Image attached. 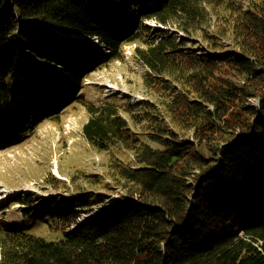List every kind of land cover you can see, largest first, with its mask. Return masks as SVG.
Wrapping results in <instances>:
<instances>
[{
  "label": "trees",
  "instance_id": "16d2710c",
  "mask_svg": "<svg viewBox=\"0 0 264 264\" xmlns=\"http://www.w3.org/2000/svg\"><path fill=\"white\" fill-rule=\"evenodd\" d=\"M195 33L206 49L185 46ZM130 43L160 107L85 94L90 72ZM75 103L91 146L135 152V165L112 163L122 203L79 221L106 193L59 197L49 239L0 223V264H264V0H0L1 132L23 139ZM137 108L159 146L120 112Z\"/></svg>",
  "mask_w": 264,
  "mask_h": 264
},
{
  "label": "rangeland",
  "instance_id": "374dc122",
  "mask_svg": "<svg viewBox=\"0 0 264 264\" xmlns=\"http://www.w3.org/2000/svg\"><path fill=\"white\" fill-rule=\"evenodd\" d=\"M145 22L152 28L162 26L154 20ZM167 28L184 37V32L175 25H168ZM195 34L185 46L197 52L206 49V42L198 33ZM84 39L98 46L97 38L88 36ZM137 45L126 44L123 48L124 59L112 60L90 72L85 78L84 88L90 100L98 102L114 95L123 108L126 107L125 103L140 99L155 101L160 107L159 102L164 97L145 84L144 75L149 69L135 53ZM100 48L98 52L107 56L108 50ZM252 102H256L255 99ZM159 110L169 125L192 139L191 131L177 125L164 109ZM120 112L135 135L141 138L143 135L151 146H159L145 133L151 130V124L142 118L144 114L141 108L132 111L121 109ZM88 117L85 107L75 103L57 119L44 120L23 139L7 138L1 132L4 127L0 121V223L5 222L19 229L33 227L31 231L46 233L50 235L47 236L49 239L56 237L54 235L57 233L48 232L47 222L54 215L52 202L59 197L69 198L85 189L106 193V204L96 205L88 213L81 212L79 221L109 214L117 203H122L121 195L125 190L111 176L114 171L112 163L121 161L135 165V152L121 143H115L107 151L91 146L82 134L83 124ZM26 199L32 202H26ZM113 199L116 202L113 203ZM37 218L46 221V224L38 225L40 220L37 221Z\"/></svg>",
  "mask_w": 264,
  "mask_h": 264
},
{
  "label": "bare ground",
  "instance_id": "6f19581e",
  "mask_svg": "<svg viewBox=\"0 0 264 264\" xmlns=\"http://www.w3.org/2000/svg\"><path fill=\"white\" fill-rule=\"evenodd\" d=\"M79 36H84L85 37V35H83V34H78Z\"/></svg>",
  "mask_w": 264,
  "mask_h": 264
},
{
  "label": "water",
  "instance_id": "95a60500",
  "mask_svg": "<svg viewBox=\"0 0 264 264\" xmlns=\"http://www.w3.org/2000/svg\"><path fill=\"white\" fill-rule=\"evenodd\" d=\"M160 27H162V28H163V26H160ZM74 37H77V36H74ZM81 38H83V37H81Z\"/></svg>",
  "mask_w": 264,
  "mask_h": 264
}]
</instances>
